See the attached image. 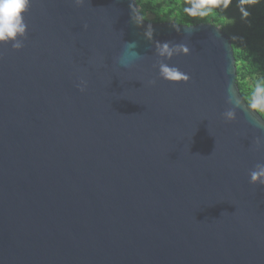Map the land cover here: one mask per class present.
I'll list each match as a JSON object with an SVG mask.
<instances>
[{
  "label": "water",
  "instance_id": "1",
  "mask_svg": "<svg viewBox=\"0 0 264 264\" xmlns=\"http://www.w3.org/2000/svg\"><path fill=\"white\" fill-rule=\"evenodd\" d=\"M24 23L0 42V264H264V120L230 38L135 0H30Z\"/></svg>",
  "mask_w": 264,
  "mask_h": 264
},
{
  "label": "trees",
  "instance_id": "2",
  "mask_svg": "<svg viewBox=\"0 0 264 264\" xmlns=\"http://www.w3.org/2000/svg\"><path fill=\"white\" fill-rule=\"evenodd\" d=\"M142 18L152 15L156 23L173 22L181 25L211 24L219 27L231 40L236 75L244 71L250 85L237 76L240 94L251 106L254 89L264 86V0H221L206 16H191L184 11L192 0H135ZM247 15H244V12ZM264 120V112L254 109Z\"/></svg>",
  "mask_w": 264,
  "mask_h": 264
},
{
  "label": "clouds",
  "instance_id": "3",
  "mask_svg": "<svg viewBox=\"0 0 264 264\" xmlns=\"http://www.w3.org/2000/svg\"><path fill=\"white\" fill-rule=\"evenodd\" d=\"M77 4L82 3V0H75ZM221 0H192L191 7L185 8L184 11L191 16H206L209 11L220 4ZM248 3L253 0H247ZM30 0H0V42H6L15 39L18 35H23L26 31V25L24 23V15L29 9ZM225 6L226 0H225ZM247 15V12H244ZM130 48H134L135 43L127 45ZM19 47V45H16ZM164 51H168V45L163 46ZM187 52V48H184ZM138 54L133 53V56ZM122 63H125L122 61ZM127 67V63H125ZM161 76L163 79L170 82L173 81H187L189 77L180 72L177 68H170L166 65L161 66ZM150 84H154L155 81H149ZM86 88V82L84 86L80 87V91H84ZM251 107L264 112V86H258L254 89L251 97ZM227 118H231L232 113L225 114ZM251 183L264 184V165H257L250 173Z\"/></svg>",
  "mask_w": 264,
  "mask_h": 264
},
{
  "label": "rangeland",
  "instance_id": "4",
  "mask_svg": "<svg viewBox=\"0 0 264 264\" xmlns=\"http://www.w3.org/2000/svg\"><path fill=\"white\" fill-rule=\"evenodd\" d=\"M143 19H145V20L148 21V22H155V21H154V18H153L152 15H147V16L144 17ZM239 65L242 66L240 63H238V64H235V67L237 68V67H239ZM237 76H238V78H239L240 80H242L243 82H245V84L250 85V83H251L250 76H248V75H245V76H244V71H243V69H242V72L239 73V75H236V78H237ZM237 86H238V85H237ZM239 91H240V90H239Z\"/></svg>",
  "mask_w": 264,
  "mask_h": 264
}]
</instances>
